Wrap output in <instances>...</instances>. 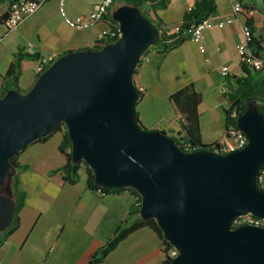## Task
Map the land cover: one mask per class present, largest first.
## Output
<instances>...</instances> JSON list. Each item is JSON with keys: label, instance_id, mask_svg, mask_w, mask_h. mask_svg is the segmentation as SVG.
<instances>
[{"label": "water", "instance_id": "95a60500", "mask_svg": "<svg viewBox=\"0 0 264 264\" xmlns=\"http://www.w3.org/2000/svg\"><path fill=\"white\" fill-rule=\"evenodd\" d=\"M120 37L101 49L68 52L31 89L0 97V185L11 159L61 123L72 140L74 162L84 160L103 187H133L143 219L155 218L178 250L171 264H264V227L236 219L264 217V114L249 101L238 117L248 143L221 153L183 149L166 132L137 121L136 71L159 31L131 5L113 10ZM16 202L0 193V232L15 216Z\"/></svg>", "mask_w": 264, "mask_h": 264}, {"label": "crops", "instance_id": "0c3cea01", "mask_svg": "<svg viewBox=\"0 0 264 264\" xmlns=\"http://www.w3.org/2000/svg\"><path fill=\"white\" fill-rule=\"evenodd\" d=\"M102 0H67L68 13L72 17L88 13ZM197 0H172L176 5L179 24L186 10ZM214 22L236 16V20L223 28L215 26L204 31L200 44L192 40L171 50L166 55L157 48L145 55L139 65L135 81L143 92L137 104L138 116L148 129L167 132L171 136H183L181 126L170 96L178 89L193 84L203 100L199 105L201 134L204 143L223 141L226 138L222 69L242 74V61L237 45L244 39L243 27L252 20L254 36L264 40V13H256L257 0H243V11H233V0H216ZM7 6L0 7V14ZM164 21L169 25L167 19ZM111 29L101 20L88 29L70 27L61 17L58 0H47L30 17L15 28L6 30L0 26V89L4 76L14 59L15 51L24 47L31 54L42 58L67 51L93 47ZM40 60L25 59L22 62L21 89L31 88L36 80ZM260 88L264 85V72L259 77ZM264 93V92H263ZM59 135L57 152H46L51 140ZM63 133L56 132L48 140L29 144L21 151L18 162L29 167L20 171V186L27 192L24 208L20 213V226L0 243V264H87L100 246L110 238L116 227L127 217L135 197L130 192L104 195L91 191L86 179L69 184L60 173L53 170L65 163L61 152ZM142 228L120 243L107 259V263L124 245L135 239ZM153 231V230H151ZM159 239V237H158ZM161 244L155 252L150 249L136 250L129 257L115 264H163Z\"/></svg>", "mask_w": 264, "mask_h": 264}, {"label": "trees", "instance_id": "16d2710c", "mask_svg": "<svg viewBox=\"0 0 264 264\" xmlns=\"http://www.w3.org/2000/svg\"><path fill=\"white\" fill-rule=\"evenodd\" d=\"M16 1L18 0H0V7L2 5L7 6L6 12L0 14L1 25L5 24V22L8 20L11 11V5ZM171 1L172 0H115L111 9H109V11L105 14L104 19L110 24L111 29L117 30L119 29V23L113 18V10L121 5H131L139 8L142 13L156 25L160 34V38L156 43L155 48H157L161 54L166 55L171 50L176 49L186 41L191 40L193 27L202 20L212 17L217 12L216 0H197L190 9L185 11L183 18L179 23V31L171 32L169 25L158 15V11L167 9ZM240 1L243 2V0ZM247 25L251 28L253 33V39L249 43V47L257 57L264 59V40L261 37L257 38L254 36L252 20L249 19ZM119 37L120 36L111 38L109 34H105L95 46L84 49H101L104 45L116 41ZM151 50L152 47L147 50L145 55H147ZM68 52L72 51H67L64 54ZM59 57H57V59ZM25 59L41 61L42 56L40 54L28 53L25 51L24 47L20 46L15 51L14 59L4 76L3 86L0 89V97H4L7 92L12 89L23 93H26L31 89L29 88L23 90L19 85V80L23 72L22 62ZM52 63L53 62L48 64L42 71L37 73L35 82L38 80L40 75L48 67H50ZM241 65L242 74L237 75L228 73L224 76L223 80L224 96L228 103V105L224 107L226 138L223 141H216L213 143L203 142L201 134V118L199 112V105L202 103L203 96L195 89L193 84L186 85L171 94L170 100L175 108L183 136H170L183 149L188 148V146L194 149L208 150L223 148L226 145V139H228V133L230 129L232 127L238 128V117L248 109L249 101L251 100H257L260 102L259 109L264 114V93L261 91L259 82V77L261 76L262 72H264V67L262 69H256L255 67H250L243 62ZM139 94L140 100L143 96V92L139 91ZM137 121L142 126H144V124L139 119V116H137ZM56 132L63 133V140L60 144V150L66 155V160L62 166L53 170L54 173H60L67 183L76 184L81 180L80 172L83 168V164H85L87 166L86 184L91 191L99 192L104 195L122 194L128 191L135 197V202L130 207L127 217L116 227L113 235L98 248L94 256L87 264L103 263L107 257L115 249H117L122 241H124L134 232L145 227L153 230L161 240V249L164 254L162 261L163 264H171V261L174 258L171 252L175 249V247L169 240L165 238L163 231L155 218L143 219L141 217L140 210L142 197L140 193L135 188L129 186L119 188H107L100 186L96 182L94 171L86 164L84 160L74 162L72 158V140L68 134L67 125L65 123H61L51 134L41 137L34 142L46 141ZM162 132L166 133L165 131ZM20 153L12 157V169L9 172L5 184L0 185V193L11 195L16 202L14 219L11 225L5 231L0 232V243L5 242L9 236L19 228L20 213L24 208L27 199V192L20 186V171L27 169L29 166L27 164H20L18 162Z\"/></svg>", "mask_w": 264, "mask_h": 264}, {"label": "built area", "instance_id": "2783aa9c", "mask_svg": "<svg viewBox=\"0 0 264 264\" xmlns=\"http://www.w3.org/2000/svg\"><path fill=\"white\" fill-rule=\"evenodd\" d=\"M46 1L47 0H18L14 2L11 5L10 16L5 24H2V26H4L7 31L15 28L23 20L33 15L38 10V8ZM114 2L115 0H102L94 5L88 13L72 17L68 13L67 0H58V10L61 17L70 27L75 29H88L97 22L104 19L105 14L109 11V9H111ZM233 11L235 15L243 11V5L240 0H233ZM235 20L236 16L228 18L227 20H221L219 22H214L211 17L206 18L193 27L191 40L199 43L201 51H204L205 46L202 44L204 31L206 29H212L215 26L223 28L226 25L233 23ZM179 29L180 25L177 24L171 29V32H177L179 31ZM243 32L244 39L237 45V51L241 58V61L250 67L262 69L264 67V59L261 57H257L249 47V43L253 39V33L251 31V28L247 24L243 27ZM107 34H109L110 37L113 38L116 36H120L121 32L120 29H110ZM56 59V55L42 58L38 68V72L42 71L48 64L54 62ZM228 73L229 68L227 66H224L222 69L223 76L227 75ZM228 140L229 141H226V145L223 148H215V150L221 153L231 152L244 148L248 143L246 134L239 128L235 127H232L230 129L228 133ZM186 149H190V147L188 146V148ZM257 180L259 185L264 188V166L261 168ZM244 224L264 227V217H258L252 213H246L236 219L234 226L237 227ZM171 254L173 257H175L178 254V250L175 248L174 250H172Z\"/></svg>", "mask_w": 264, "mask_h": 264}, {"label": "rangeland", "instance_id": "374dc122", "mask_svg": "<svg viewBox=\"0 0 264 264\" xmlns=\"http://www.w3.org/2000/svg\"><path fill=\"white\" fill-rule=\"evenodd\" d=\"M258 3V9H256V13H264V2L263 0H257ZM158 15L164 19L165 17L168 21L169 28H173L175 26V22L179 19V12L176 9V5H173L170 9H163L158 11ZM156 46H153L152 48H155ZM224 92V91H223ZM262 92H264V85L262 86ZM59 140V135L55 136L51 142L50 145L47 147L46 152H48L49 156H52L53 153L57 152V141ZM226 141H229L226 139ZM90 167V166H89ZM82 180H85L87 178V166L83 164V168L80 172ZM161 244V240L158 239L157 234L154 231L151 230H144L142 233H139L136 235L135 239H133L132 242L129 244L124 245L120 251H117L118 253H115L116 255H113V257L110 258V260L105 264H115V262H121L122 256L129 257L133 252L138 250V248L143 249L145 248L150 249L152 252H155L158 248V245Z\"/></svg>", "mask_w": 264, "mask_h": 264}]
</instances>
